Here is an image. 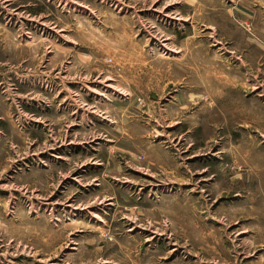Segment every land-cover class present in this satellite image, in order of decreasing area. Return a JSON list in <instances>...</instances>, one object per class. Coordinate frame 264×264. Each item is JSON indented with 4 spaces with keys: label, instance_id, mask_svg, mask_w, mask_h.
Wrapping results in <instances>:
<instances>
[{
    "label": "rangeland",
    "instance_id": "obj_1",
    "mask_svg": "<svg viewBox=\"0 0 264 264\" xmlns=\"http://www.w3.org/2000/svg\"><path fill=\"white\" fill-rule=\"evenodd\" d=\"M0 19V264H264V0Z\"/></svg>",
    "mask_w": 264,
    "mask_h": 264
},
{
    "label": "crops",
    "instance_id": "obj_2",
    "mask_svg": "<svg viewBox=\"0 0 264 264\" xmlns=\"http://www.w3.org/2000/svg\"><path fill=\"white\" fill-rule=\"evenodd\" d=\"M10 3V2H9ZM0 25H4V23H3V20H1L0 19ZM3 32H5V30H2ZM5 41H4V39H3V43H4ZM1 256V255H0ZM3 256V255H2ZM16 264V263H15Z\"/></svg>",
    "mask_w": 264,
    "mask_h": 264
}]
</instances>
